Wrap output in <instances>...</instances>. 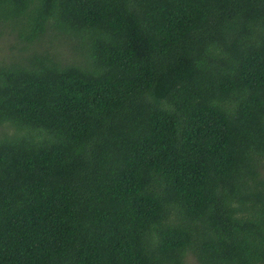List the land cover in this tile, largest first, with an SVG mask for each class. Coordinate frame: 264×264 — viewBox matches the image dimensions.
I'll return each instance as SVG.
<instances>
[{
    "label": "trees",
    "instance_id": "1",
    "mask_svg": "<svg viewBox=\"0 0 264 264\" xmlns=\"http://www.w3.org/2000/svg\"><path fill=\"white\" fill-rule=\"evenodd\" d=\"M264 264V0H0V264Z\"/></svg>",
    "mask_w": 264,
    "mask_h": 264
},
{
    "label": "rangeland",
    "instance_id": "2",
    "mask_svg": "<svg viewBox=\"0 0 264 264\" xmlns=\"http://www.w3.org/2000/svg\"><path fill=\"white\" fill-rule=\"evenodd\" d=\"M188 264H196L193 260H188Z\"/></svg>",
    "mask_w": 264,
    "mask_h": 264
}]
</instances>
